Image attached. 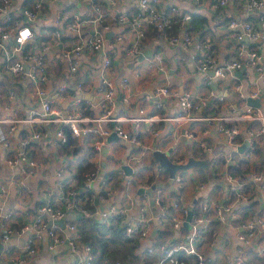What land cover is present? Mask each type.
Instances as JSON below:
<instances>
[{
  "label": "built area",
  "instance_id": "1",
  "mask_svg": "<svg viewBox=\"0 0 264 264\" xmlns=\"http://www.w3.org/2000/svg\"><path fill=\"white\" fill-rule=\"evenodd\" d=\"M58 1L60 0H0V73L3 78L14 84L26 82V92L34 103L25 119L0 118V147L5 165L11 169L19 166L25 179L48 176L39 172V165L28 149L31 143L40 138L39 132L34 131L21 137V150L17 153L12 152L8 137L19 123L56 124L59 128L55 132V137L61 143H67L68 136L81 139L91 135L94 138L92 148L100 150L104 139L111 133L120 141L139 144L134 134L124 129L125 123L137 121L153 123L160 120L182 122L198 119L192 115V111L206 106L207 101L205 98L195 99L188 91L176 95L180 108V115L176 117L143 116L142 109L139 110L141 115L139 118L113 115L117 87L106 74L112 66L111 55L120 48L125 59L137 57L146 37L144 16L147 17L150 26L170 44L192 51L190 57L196 61L195 68L199 74L212 73L213 78L222 81L227 77H233L234 71L245 67L260 75V85L264 89V52L261 47L264 45V0H193L196 4L207 2L214 9L233 4L245 10L247 14L256 13L259 27L243 20L228 22L227 27L233 31L235 41V57L228 59H216L210 54L209 45L192 34L191 14L180 11L175 4L163 11L159 9L158 0H136L139 10L132 12L126 6H117V0H62V5L56 9L54 4ZM103 3L113 7L115 12L108 16L102 9ZM66 10L71 11V14L63 18L62 13ZM125 31L131 33L127 40ZM108 32H112L109 40L105 37ZM259 40L261 45L256 43ZM98 54L101 57H98ZM84 55L97 56L101 112L96 117L83 115L80 107L81 97L76 99L68 93L66 81L57 85L54 90L48 88L49 70L52 69L56 58H60L67 65L69 78H75L78 61ZM127 83L128 79L122 78L121 88L123 89ZM84 88L82 81L76 82L77 91H83ZM235 90L237 96L245 101L246 98L254 99L258 96L256 90L246 96L241 83L235 86ZM53 93L59 100L74 107L73 116H63L54 108ZM169 94L171 93L168 88L158 87L151 95H145L143 98L149 100L153 96L165 97ZM212 97L216 102L224 101L222 95ZM204 119L216 123V131L224 137L229 146L223 168L218 164L220 158L218 156L210 155L207 162L212 176H220L223 180L224 202L213 207L208 202L199 203L201 214L193 213L189 227L184 231L181 216L186 217L187 213L192 211L183 204L182 189L185 179L177 172L169 184V177L164 179L159 172L156 173L150 183L154 187L152 199L157 209L156 229L158 232L169 230L176 235L174 239L179 240L171 244L150 245L146 253L152 261L130 264H209L211 254L200 248V244L204 240L208 241L209 246L218 243L220 235L212 223L226 224L225 216L233 221L239 210L256 201L254 187L264 185L262 173L253 172L237 176L228 171V166L259 157L257 151L264 146V111L259 106L243 104L241 108L232 109L225 115ZM256 124L259 127L255 128ZM183 136L195 140V134L191 131L184 132ZM199 143L203 144L201 141ZM242 145H245V148L239 152L238 149ZM209 151L208 149V153ZM261 151L264 154V151ZM127 161L133 168L127 179V183H131L141 174L140 170L133 167L139 159L137 155L132 154ZM70 172L75 171L68 164L58 169L54 175L57 180L41 192L33 221L19 225L13 224L14 211L5 206L7 188L0 185V236L4 241H10L14 236L23 239L22 249L25 255H34L38 241L46 235L48 251L69 244L70 249L77 255L76 261L72 264H124L111 259L96 262L91 245L81 241L77 221L66 224L71 233L69 236L57 231V225L53 222L63 219L67 212L76 209V203L72 199L73 191H66V180L71 175ZM96 175L97 172L94 170L85 175L83 180L85 190L92 188ZM166 180L168 183L166 187L174 194L171 201L164 185ZM100 182L105 184L103 181ZM147 187L149 186H145ZM21 194L20 191L19 195ZM257 202L262 203L263 207L256 213L250 212V215L240 223L241 229L236 233L240 255L237 253L233 258L225 255L226 262L264 264V197L261 196ZM139 210L140 216L128 220L122 226L127 240L149 236L151 219L146 215L143 206ZM126 211L125 207L115 204H111L104 211H96L106 226L101 232L108 233L110 217L124 216ZM83 213L89 216L87 210L84 209ZM78 243L82 244L83 252L78 250ZM246 251L254 252L260 261L246 262L242 256V252Z\"/></svg>",
  "mask_w": 264,
  "mask_h": 264
},
{
  "label": "crops",
  "instance_id": "2",
  "mask_svg": "<svg viewBox=\"0 0 264 264\" xmlns=\"http://www.w3.org/2000/svg\"><path fill=\"white\" fill-rule=\"evenodd\" d=\"M158 1L159 9L163 11H166L170 5L175 4L180 11L190 13L192 16L190 21L192 34L201 42L209 45L210 54L216 59L235 57L233 31L227 27L230 20L249 21L253 26L259 27L256 13L247 14L245 10L233 4L225 8L214 9L207 2L196 4L193 0ZM62 3V0H60L54 6L57 9ZM117 6H126L132 12L139 10L136 0H117ZM102 9L108 16L115 12L114 8L106 3H103ZM143 22L146 37L137 57L129 60L125 59L120 48H117L115 53L111 55L112 66L106 74L117 87L116 107L113 115L139 118L141 116L139 110L142 109L144 110L143 116L176 117L180 115L176 95L188 91L195 99L205 98L207 101L206 106L203 105L199 110L192 111V115L198 119L193 121L183 120L182 122L160 120L153 123L143 121L125 123L124 129L128 133L134 134L139 144L120 141L115 134L111 133L104 139L100 150L92 148L94 138L91 135L81 139L70 137L72 142L67 144L56 140L55 132L59 128L56 124L19 123L8 137L12 152L17 153L21 150V137L34 131L39 132L41 134L40 138L31 143L28 149L30 155L39 165V172L47 175V178L33 177L25 179L19 166L11 169L5 165L2 158L3 151L0 147V185H5L7 188L5 206L14 211L13 224L15 225L33 221L35 207L42 190L57 180L54 175L62 165L68 164L76 171L81 161L90 163L92 170L97 172L94 184L89 190L92 194L91 204L95 208L92 213L83 208L82 201L74 197V192L73 198L76 209L67 212L62 219L64 225H57L58 232L69 236L71 233L68 231L66 224L77 221V230L81 241L85 243L83 238L88 233L101 232L103 229V220L95 213L96 211H104L111 204L125 207L127 211L124 216L118 215L109 218V226L115 227L117 226L116 217H119L118 226L122 229V226L128 220L140 216L139 209L143 206L146 215L151 219V228L148 230L149 236L134 240L135 248L130 263L152 261V258L146 253L150 245L171 244L179 240V238L174 239L176 235L169 230L158 232L156 224H154L157 215V209L152 199L154 192L152 190L151 195H149L147 190L151 189L150 183L156 173L159 172L164 179L169 177V173L158 166V162L154 160L153 152H170L168 157L175 164L187 163L190 158L204 163L201 166L178 171L185 179L182 189L183 204L193 213L201 214L199 203L208 202L213 207L224 202L223 180L220 176H212L207 162L210 155L218 156L220 157L218 164L223 168L225 156L229 149L224 137L216 131V123L207 121L204 118L225 115L232 109L241 108L243 104L250 105L251 100L252 103L253 101L256 102L264 111V89L260 85V75L245 67L234 71L233 77H227L222 81L216 80L210 73L206 75L199 74L195 68L196 61L190 57L192 51L170 44L150 26L147 17H143ZM124 35L126 40L131 37V33H126V31ZM256 43L261 45L260 40ZM261 47L264 52V45ZM141 55L143 59L138 61ZM97 56L101 57L100 54ZM97 56L84 55L80 58L75 78H69L67 65L60 58H56L52 69L49 70L48 88L54 90L57 85L66 81L68 93L76 99L81 97L80 107L83 115L87 117H96L101 112L99 105L101 94L98 91L99 70L96 66ZM122 78L128 79V83L123 89L120 86ZM78 81L84 83L85 88L83 91L75 89ZM239 83L243 84V91L246 96L253 90L258 91V96L254 99L246 98V101L239 98L235 90V86ZM158 87L168 88L171 94L165 97L153 96L149 100L143 98L145 95H151ZM26 89V82L14 84L3 78L0 73V118L25 119L28 117L34 103L28 97ZM215 95H222L224 101L222 103L214 101L212 96ZM52 99L54 108L61 115H74V107L70 103L59 100L55 93L52 94ZM215 108H218L219 111L216 112ZM257 127L259 125L256 124L255 128ZM188 131L195 134V140L183 136V133ZM200 141L203 144H200ZM208 149L210 150L209 153ZM260 149L264 151V146ZM261 150L257 151L259 156L257 159H248L243 163L244 175L261 172L264 179V154ZM132 154L138 156L139 162L133 167L138 171L140 170L141 174L138 179L127 183L131 169H133L128 164L127 158ZM125 166L130 169L129 174L124 170ZM167 180L164 183L165 187L168 185ZM145 186L149 187L145 188ZM140 189H142L141 192H139ZM19 190L22 193L21 195H19ZM166 192L171 201L174 194L167 187ZM254 195L256 197L254 203H257L259 209H261L263 205L262 203L259 204L257 200H260L261 196L264 197V185H256ZM84 209L89 212V216L83 213ZM250 212V209H241L233 221L228 220L225 216L226 224L212 223L213 228L220 235L218 243L209 246L208 241L204 240L200 244V248L211 254L209 264H232L226 262L224 256L233 258L237 253L240 255V244L236 240V233L240 231V223L250 215ZM95 219L98 220V223L96 226H92L90 222ZM181 219L184 230L186 229L184 226L186 217L181 216ZM154 230H156L155 234L152 235ZM165 232H167V235L160 236L161 233L165 234ZM106 235V239L111 237V233ZM22 237L26 238L25 236ZM116 242L120 243L121 241ZM46 243H48V238L43 235L38 241L36 253L25 255L22 249L23 239L14 236L10 241H4L0 236V244L2 245L0 263L72 264L76 261L77 255L70 249L69 244L48 251ZM82 249V244L78 243V250L83 252ZM96 254H94L95 260ZM242 256L249 263L260 261L252 251L242 252ZM103 260L101 259L99 262Z\"/></svg>",
  "mask_w": 264,
  "mask_h": 264
},
{
  "label": "trees",
  "instance_id": "3",
  "mask_svg": "<svg viewBox=\"0 0 264 264\" xmlns=\"http://www.w3.org/2000/svg\"><path fill=\"white\" fill-rule=\"evenodd\" d=\"M228 20V19H227ZM230 20V19H229ZM216 112L219 111L218 108H215ZM214 110V109H212ZM71 139L68 136V143H71ZM244 162H240L237 165H229L228 171L237 176H242L244 173V169L242 167ZM92 171V165L88 163L87 161H81L78 165V168L75 172H70V176L66 180V191H73V194L75 192V198L80 199L82 201V207L90 211L91 213L94 211L95 206L91 204V192L88 190H85L83 188V180L87 173ZM72 199L73 196H72ZM243 209H250L251 213L257 212L259 209V205L257 203H253L248 205L247 207H244ZM119 217H116V223L117 226L112 227L109 226L107 231L110 234L111 237L106 239L105 232H98L96 233H88L87 236L83 238V241L85 243H88L92 247V253L93 255L97 253L96 255V262H99L101 259H111L114 261H120L124 264H129L131 262L132 256H133V250L135 248V241L134 240H127L123 234V230L118 226L119 225ZM92 226H96L98 223V220H94L90 222ZM102 226V228H105ZM185 231V229H184ZM167 235V232L161 233L160 236ZM164 237V236H163ZM116 241H121L120 243H117ZM159 243V241H157Z\"/></svg>",
  "mask_w": 264,
  "mask_h": 264
},
{
  "label": "water",
  "instance_id": "4",
  "mask_svg": "<svg viewBox=\"0 0 264 264\" xmlns=\"http://www.w3.org/2000/svg\"><path fill=\"white\" fill-rule=\"evenodd\" d=\"M112 33L111 32H108L105 34V37L106 38H109L111 37ZM143 59V56L141 55L139 58H138V61H142ZM212 74V73H210ZM250 105L252 106H258V104L256 102L253 101L252 103V100H251V103ZM245 148V145H242L238 151L239 152H242V150ZM170 154V152H160V151H154L153 152V157H154V160L158 162V166L160 168H164L168 173H169V184H171V181H172V178L175 177V174L178 172V171H181V170H186L188 168H191V167H195V166H201V165H204V163H201V162H197V161H194V159L190 158L187 163H183V164H175V163H172L171 160L169 159L168 155ZM207 166V165H206ZM124 170L127 171V173L129 174L130 172V169H128V167H124ZM154 189V187L152 186L151 189L147 190V193L149 195H151L152 193V190ZM142 189L139 190V192H141ZM193 215V212L192 211H189L187 213V216H186V219L184 221V226L186 228L189 227V222H190V219ZM54 224L56 225H60V226H63L64 225V221L62 219L60 220H57L55 222H53ZM154 224H156V220H154ZM155 231L152 233V235L155 234ZM2 248V245L0 244V249Z\"/></svg>",
  "mask_w": 264,
  "mask_h": 264
},
{
  "label": "rangeland",
  "instance_id": "5",
  "mask_svg": "<svg viewBox=\"0 0 264 264\" xmlns=\"http://www.w3.org/2000/svg\"><path fill=\"white\" fill-rule=\"evenodd\" d=\"M69 14H71V11L66 10V11H64V12L62 13V16H63V18H65V17L69 16ZM42 32H43V33H46L45 30H42Z\"/></svg>",
  "mask_w": 264,
  "mask_h": 264
},
{
  "label": "clouds",
  "instance_id": "6",
  "mask_svg": "<svg viewBox=\"0 0 264 264\" xmlns=\"http://www.w3.org/2000/svg\"><path fill=\"white\" fill-rule=\"evenodd\" d=\"M25 35H27V33H25Z\"/></svg>",
  "mask_w": 264,
  "mask_h": 264
}]
</instances>
